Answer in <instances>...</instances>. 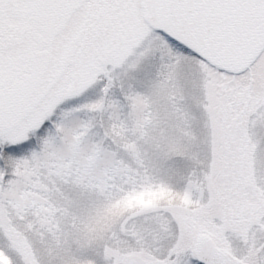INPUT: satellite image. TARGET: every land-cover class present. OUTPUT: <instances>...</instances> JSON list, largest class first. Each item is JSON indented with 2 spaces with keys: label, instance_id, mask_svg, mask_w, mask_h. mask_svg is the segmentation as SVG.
<instances>
[{
  "label": "snow or ice",
  "instance_id": "obj_1",
  "mask_svg": "<svg viewBox=\"0 0 264 264\" xmlns=\"http://www.w3.org/2000/svg\"><path fill=\"white\" fill-rule=\"evenodd\" d=\"M0 264H264V0H0Z\"/></svg>",
  "mask_w": 264,
  "mask_h": 264
}]
</instances>
